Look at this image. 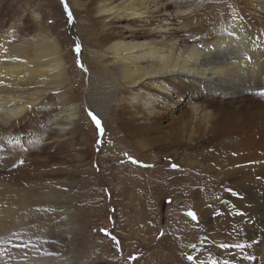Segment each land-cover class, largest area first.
I'll return each instance as SVG.
<instances>
[{
	"label": "bare ground",
	"instance_id": "obj_1",
	"mask_svg": "<svg viewBox=\"0 0 264 264\" xmlns=\"http://www.w3.org/2000/svg\"><path fill=\"white\" fill-rule=\"evenodd\" d=\"M71 2L78 13L91 19L86 28L79 24L92 43L87 53L85 48L81 49L87 70V89L83 91L89 106L102 117L109 105L116 103L130 134L139 138L136 145L143 150V159H148L157 145L167 156L175 146L178 151H189L184 161L188 179L192 185L202 183L205 194L207 187L218 190V184L227 182L237 195L232 206L243 211L244 217L226 214L216 222L215 229L206 204L204 211L195 208L197 214L202 217L210 239V233L216 231L233 230L236 235L234 226L239 228L242 224L241 236L252 239L260 255L257 264H264V0ZM21 31L19 25H0V133L30 117L35 107L47 113L49 95L58 91L61 110L52 118L48 138L52 145L71 140L77 130L76 114L62 98L69 85L61 48L55 38L44 33L16 41L14 36ZM201 90L213 99L202 101L195 96L184 104L188 114L170 121L178 136L158 127L162 128L165 122L162 111L171 104H179L185 93ZM248 93L254 98L231 99ZM32 122L33 118L27 122L33 125L29 133L38 138L45 128ZM6 135L9 134L4 135L5 139ZM47 144L37 147L40 153L27 158L22 156L19 144L0 143V158L5 167L20 160L28 162L0 177V264L6 263L2 252L15 246L6 245V241L19 239L24 228L21 224L31 215L34 204L51 203L62 216L72 215L68 206L71 198L62 196V190L69 185L67 179L58 183V189L48 188L41 193L35 190L36 186L41 187L39 171L47 166ZM204 146L214 147L215 151L201 166L190 151ZM226 149L242 154L236 159L222 157L220 153ZM82 156L80 152L74 156L78 165ZM196 172L203 174L196 176ZM204 175L208 181L201 177ZM154 178L160 182L157 176ZM190 193L195 205L203 203L200 192L192 189ZM228 199H233V195ZM59 264H77L76 252L64 254Z\"/></svg>",
	"mask_w": 264,
	"mask_h": 264
},
{
	"label": "rangeland",
	"instance_id": "obj_2",
	"mask_svg": "<svg viewBox=\"0 0 264 264\" xmlns=\"http://www.w3.org/2000/svg\"><path fill=\"white\" fill-rule=\"evenodd\" d=\"M69 1L64 0L62 3L61 0H0V25L21 27L22 31L14 36L16 41L36 38L40 33H44L51 35L58 42L65 65L66 84L69 85L62 98L73 107L77 125L73 139L59 142L57 145L51 144L48 131L53 127L52 118L59 114L62 102L59 92L53 91L47 100L50 106L45 111L47 113L35 107L30 117L24 118L21 123H13L12 129L0 133L1 144H19L22 156L27 158L40 153L37 147L48 143L45 153L47 166L44 170L40 169L41 187L36 186L35 190L41 193L58 189V183L67 179L69 185L61 189L62 196L72 200L69 204L63 203L68 204L71 209L70 218L62 216L58 209H53L54 205L52 207L51 203L34 204L31 215L21 224L24 228L19 232V239L1 242L10 247L15 244L7 252H2L5 264H59L61 257L70 251L76 252L77 264H190L186 258L189 255L196 258L194 264H199L197 260L203 262L202 264H257L260 255L257 254L252 239L241 236V233L244 235L242 224L239 228L234 226L236 235L233 230L229 233L216 231L210 233L213 236L210 239L202 217L197 214L196 209L204 211L203 204H206L205 208L212 213L209 215L214 221L215 229L216 222L226 214L241 219L244 217L237 214L243 211H238L232 206L237 195L227 182L218 184V190L207 187L205 194L202 183L196 182L192 185L188 179V169L184 161L189 151L184 148L178 151L175 146L167 156L163 154L161 146L157 145L150 154L148 153L149 158L143 159L144 152L136 145L139 138L130 134L116 103L112 102L102 117H98L89 106L85 97L86 91H83L87 89V70L84 68L86 64L84 67L80 65H84L83 49L85 48L87 53V50L92 48L86 29H83L90 25L91 19L87 20L82 12L78 13ZM65 5L72 14V23L68 22ZM79 24L83 28H80ZM77 43L82 49L79 58L74 51ZM195 96L201 100L213 99L208 98L203 90L185 93L179 98V104H171L168 109L162 111L161 117H164L165 122L162 128L161 125L158 127L164 132L178 136V130L171 129L170 121L182 114H188V108L184 104ZM245 98L252 99L254 95L248 93L231 97L232 100ZM89 111L100 119L103 127L102 137L89 117ZM32 118V124H42L45 128L40 136L37 135L38 138L29 133L33 125L30 126L27 122H31ZM6 133L9 134L8 137L6 135L7 139L4 137ZM98 140H102L99 145ZM27 142L33 143L27 145ZM32 145L34 148H31ZM227 150L229 149L220 155L236 159L242 154ZM214 151V147L204 146L190 153L202 166ZM78 152L83 154L80 165L74 157ZM1 159L0 177L8 175L12 170L21 169L28 163L22 160L21 164L20 160L5 167ZM131 159L139 163L133 164ZM211 165L214 166V163ZM151 171L152 173H149ZM196 173V176L203 174ZM155 176L163 183L162 186ZM201 177L208 181L207 175ZM192 189L201 193L203 203L198 206L194 204L190 193ZM229 195H233V199H228ZM189 211L195 212L198 222L187 215ZM25 227L32 229L27 230ZM105 232L110 235H105ZM112 237L116 239L113 240ZM116 241H119V245Z\"/></svg>",
	"mask_w": 264,
	"mask_h": 264
},
{
	"label": "snow or ice",
	"instance_id": "obj_3",
	"mask_svg": "<svg viewBox=\"0 0 264 264\" xmlns=\"http://www.w3.org/2000/svg\"><path fill=\"white\" fill-rule=\"evenodd\" d=\"M62 3H64V0H61ZM65 11L67 12V15H68V22L69 23H72L73 22V17H72V14L70 11H68L67 9V6L65 5ZM76 55H77V58H79L80 56V52H81V46L77 43L76 46H75V49H74ZM250 59V58H249ZM78 64H79V59H78ZM81 67H83V65H80ZM89 117L91 118V120L93 121V123L95 124L96 128L98 129V132L100 134V136L102 137L103 136V127H102V124H101V121L100 119L97 118V116L95 114H93L91 111H89L88 113ZM102 143V140H98L97 141V144H101ZM131 163L133 164H138L139 161L137 160H134V159H131L130 161ZM21 164L23 163V161L20 162ZM173 167H175V165H173ZM171 201H169L170 203ZM238 215H243V213H237ZM187 215L193 220V221H197L198 222V217L197 215L195 214V212H192V211H189L187 213ZM105 235H110L109 233L105 232ZM113 240H115L116 238L115 237H112ZM117 245H119V241H116ZM187 260H189L190 262L191 261H194L195 258L192 257L191 255L187 256L186 257ZM135 259V258H134Z\"/></svg>",
	"mask_w": 264,
	"mask_h": 264
},
{
	"label": "water",
	"instance_id": "obj_4",
	"mask_svg": "<svg viewBox=\"0 0 264 264\" xmlns=\"http://www.w3.org/2000/svg\"><path fill=\"white\" fill-rule=\"evenodd\" d=\"M95 264H106V263H103V262H97V263H95Z\"/></svg>",
	"mask_w": 264,
	"mask_h": 264
}]
</instances>
